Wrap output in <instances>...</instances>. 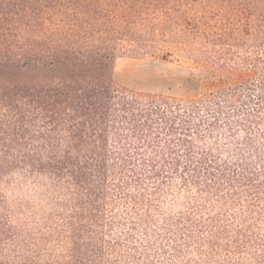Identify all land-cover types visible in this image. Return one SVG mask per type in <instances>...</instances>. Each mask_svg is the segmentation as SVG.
<instances>
[{
	"label": "trees",
	"instance_id": "16d2710c",
	"mask_svg": "<svg viewBox=\"0 0 264 264\" xmlns=\"http://www.w3.org/2000/svg\"><path fill=\"white\" fill-rule=\"evenodd\" d=\"M158 41L239 83L117 87L115 58ZM17 180L54 194L36 231ZM0 264H264V0H0Z\"/></svg>",
	"mask_w": 264,
	"mask_h": 264
},
{
	"label": "rangeland",
	"instance_id": "374dc122",
	"mask_svg": "<svg viewBox=\"0 0 264 264\" xmlns=\"http://www.w3.org/2000/svg\"><path fill=\"white\" fill-rule=\"evenodd\" d=\"M190 8L191 16L195 17L209 12V7L201 2ZM167 52V57H163ZM260 77L261 70H258L253 82ZM113 79L117 87L127 91L197 103L215 98L222 91L235 87L239 83L240 72L221 69L184 53L175 44L158 41L154 50H142L136 56L116 57ZM220 126L224 128L223 124ZM215 133L214 139H221V128ZM237 133L241 139L243 132L238 130ZM208 138L199 142V145L209 142ZM172 178L170 182L178 187L175 178ZM5 194L9 201L25 205L26 228L30 230L36 231L43 226L55 211V197L50 188L17 180L15 187ZM181 201V198L169 199L165 205L166 211L176 214L182 208Z\"/></svg>",
	"mask_w": 264,
	"mask_h": 264
}]
</instances>
